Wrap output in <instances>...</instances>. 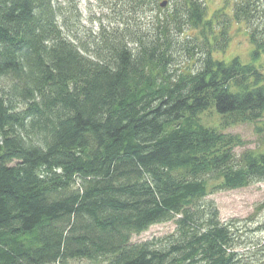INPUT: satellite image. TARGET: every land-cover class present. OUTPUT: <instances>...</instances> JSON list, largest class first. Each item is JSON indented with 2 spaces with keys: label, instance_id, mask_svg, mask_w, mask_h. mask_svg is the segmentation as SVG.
Here are the masks:
<instances>
[{
  "label": "trees",
  "instance_id": "1",
  "mask_svg": "<svg viewBox=\"0 0 264 264\" xmlns=\"http://www.w3.org/2000/svg\"><path fill=\"white\" fill-rule=\"evenodd\" d=\"M116 1L124 18L82 42L76 9L0 0V264H264V219L221 222L207 199L264 182V135L236 156L224 133L264 118V0L211 17L200 0ZM232 24L250 62L215 56ZM193 49L195 70L172 67Z\"/></svg>",
  "mask_w": 264,
  "mask_h": 264
},
{
  "label": "rangeland",
  "instance_id": "2",
  "mask_svg": "<svg viewBox=\"0 0 264 264\" xmlns=\"http://www.w3.org/2000/svg\"><path fill=\"white\" fill-rule=\"evenodd\" d=\"M55 1L62 7V11L67 18V22H69V19H73L75 9L76 12H78L81 22L78 27L72 28V30L73 33L82 40V42L87 41L86 37L88 31L98 33L101 27L105 26L110 28L111 26H116L117 23L124 18L123 11L120 6H113L112 9L107 8L108 4L111 6L117 2L116 0ZM200 1L205 4L208 17L213 16L216 11L221 10L224 6V0ZM167 7L170 8V5ZM158 14L161 15L162 12L154 10L151 14L146 13L145 15H147L146 19H150V17H154L155 15L157 16ZM246 31L247 28L243 25L232 24L229 30L227 48L223 53H216L215 56L218 58L224 57L226 60L234 56H238L242 62H250V58L248 56L250 46L248 44ZM191 52H193V55L190 58H188L185 52L183 55H178L177 60L172 67L178 70H182L185 67H191L195 70L197 66L195 59L199 56L197 54V49H193ZM203 119L205 120V123L213 126H216L219 123L218 117L213 113L209 117L203 116ZM257 129H262V132L258 133ZM224 133L231 134L240 140L241 146L234 150L236 156H238L245 150L255 149L260 144V139L264 135V118L256 124H238L236 126L226 128ZM207 199L211 200L216 205L221 222H228L233 219L245 220L249 217H254L256 222H262L264 219V208L261 207L264 204V182L254 184L243 189L215 192L209 195ZM173 230L174 225L171 223L154 225L143 234L133 237L132 242L138 243L152 238L162 237L171 233ZM257 237L264 242V234H258ZM68 264L101 263H90L86 260H72L69 261Z\"/></svg>",
  "mask_w": 264,
  "mask_h": 264
},
{
  "label": "water",
  "instance_id": "3",
  "mask_svg": "<svg viewBox=\"0 0 264 264\" xmlns=\"http://www.w3.org/2000/svg\"><path fill=\"white\" fill-rule=\"evenodd\" d=\"M161 7H165L166 6V1H163L161 4H160Z\"/></svg>",
  "mask_w": 264,
  "mask_h": 264
}]
</instances>
